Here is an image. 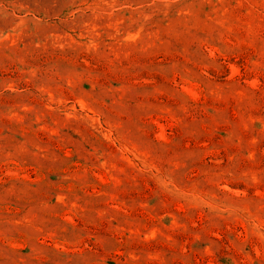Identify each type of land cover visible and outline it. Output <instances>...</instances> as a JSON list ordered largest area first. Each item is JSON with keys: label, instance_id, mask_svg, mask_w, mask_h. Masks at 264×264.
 I'll list each match as a JSON object with an SVG mask.
<instances>
[{"label": "rangeland", "instance_id": "1", "mask_svg": "<svg viewBox=\"0 0 264 264\" xmlns=\"http://www.w3.org/2000/svg\"><path fill=\"white\" fill-rule=\"evenodd\" d=\"M0 264H264V0H0Z\"/></svg>", "mask_w": 264, "mask_h": 264}]
</instances>
